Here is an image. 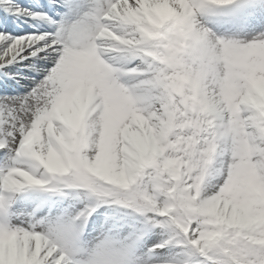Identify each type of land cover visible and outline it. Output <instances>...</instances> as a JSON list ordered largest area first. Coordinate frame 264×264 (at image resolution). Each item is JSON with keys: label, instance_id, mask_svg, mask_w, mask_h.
Returning <instances> with one entry per match:
<instances>
[{"label": "snow or ice", "instance_id": "snow-or-ice-1", "mask_svg": "<svg viewBox=\"0 0 264 264\" xmlns=\"http://www.w3.org/2000/svg\"><path fill=\"white\" fill-rule=\"evenodd\" d=\"M232 3L95 0L85 10L48 0V11H33L0 0V88L25 90L0 95V152L14 154L0 172V264H72L110 201L139 216V229L123 241L106 235L89 264H136L135 245L156 229L166 239L150 252L264 264V34L219 39L199 18ZM12 15L49 30L12 35ZM61 187L91 203L47 232L40 209L2 215L12 194L63 196Z\"/></svg>", "mask_w": 264, "mask_h": 264}, {"label": "rangeland", "instance_id": "rangeland-1", "mask_svg": "<svg viewBox=\"0 0 264 264\" xmlns=\"http://www.w3.org/2000/svg\"><path fill=\"white\" fill-rule=\"evenodd\" d=\"M33 4H39L38 0H30ZM9 3L13 5H19L18 0H9ZM231 12V18L227 16L226 13ZM225 15L223 12H219L216 14L210 15L225 18L228 21L230 26L239 24L240 27H237L235 30L244 31L245 29L251 28L253 25L261 24L264 22V0H243L242 3H239L232 10L226 11ZM71 16L74 14H70ZM17 18V16H14ZM209 17V16H208ZM78 18V17H77ZM22 22V23H20ZM220 25H226L225 20L220 22ZM14 30H22L23 27L33 28L27 20H16V23H13ZM233 38H229L228 40L244 42L251 39L243 37L241 35L231 36ZM15 93H17V90ZM23 88H19L20 95L24 93ZM0 95H14V94H0ZM14 163V154L13 155H5L3 152H0V172L6 173L8 168L12 166ZM215 181H211L214 183ZM61 191L64 193L63 196L54 195L50 193H44L40 190L31 189L29 194L24 195L22 202L19 205H16V194H12V196L8 200V207L5 212L2 214L5 218H10L13 215L19 216L20 219H27L28 214L31 213V210H28V207L34 209V201L38 203L40 207H44L47 211L43 212L42 210L36 213V219H43V224L41 228L47 232L49 222H55L59 218L63 217L65 220L67 217L73 215L77 210H70L66 207L67 204L74 205L76 209H79L84 203H91L87 199V194L83 189H67L61 187ZM58 207L57 210L54 211L55 214L51 211L52 207ZM24 207V208H23ZM109 207L107 212V216L99 217L97 221V225L93 232H89L83 235L76 247V250L69 253V259L72 264H89L92 259L93 253L96 251L97 246L104 239L106 235H111L117 241H123L124 237L128 235L133 230L139 229V221L140 217L133 214L130 210L124 209L119 205H114L109 202V205L103 206ZM53 210V209H52ZM12 223L19 224L20 220H12ZM109 223L110 225L104 229V224ZM114 224H119L122 227L113 228ZM134 225H137V229L134 228ZM111 229V231H110ZM40 230V229H38ZM166 237V232L161 231L160 229H156L155 231L148 232L145 234L141 244L138 242L133 249V259L136 261V264H140L138 261L140 260V254L151 253L149 251L150 248H146V244L155 243L162 241V238ZM143 250V251H141ZM143 252V253H141ZM161 249H157L156 253H160ZM176 256L174 257V261L170 260L169 254H166L168 262H180V261H188L189 264H194L196 257H190L185 254V250L175 247L173 250ZM158 264V263H156Z\"/></svg>", "mask_w": 264, "mask_h": 264}, {"label": "bare ground", "instance_id": "bare-ground-1", "mask_svg": "<svg viewBox=\"0 0 264 264\" xmlns=\"http://www.w3.org/2000/svg\"><path fill=\"white\" fill-rule=\"evenodd\" d=\"M239 1L240 0H234V3H232L231 5L234 6ZM81 2H82L81 5H84L85 6V10H87L88 7H91L94 4L95 0H75V3L80 4ZM217 7H224V6H217ZM25 8H31V6L25 7ZM38 9L39 10H43V11H48V9H47V7L45 5V1L42 0V2L40 3V7H38ZM58 19H60V17ZM75 19H77V16L75 14L72 15V16L69 14L68 16L65 17V22H66L67 25L71 26V24L73 23V21ZM31 23L34 25V29H35L34 33L38 34L39 32H43V31L49 30L48 26L46 24L40 23V22L35 21V20H31ZM203 26L206 27L207 29H209L210 32L213 34V36L215 38H219V39L228 40L230 38V36H227V35H231L233 33L232 31H223V32H221L219 30V28L216 25L212 24V23H207V24H205ZM243 33L252 34V35L249 36L250 39L256 38V37L260 36L261 34H264V22L261 23V24L253 25V27L249 28L246 31H243ZM12 35H15L14 32L12 33ZM26 35H29V34L24 33L23 35H20V36H26ZM113 55H116V54H113ZM3 79H4L3 77H0V83L3 82ZM8 87H9V91L8 92H4L3 89L0 88V94H12V93H15V92H13L14 89H17L19 86L15 85L13 81H8ZM16 95H20V92L17 91ZM30 191H31V189H28L26 194H29ZM23 195H24L23 192L22 193H16V196L18 198L22 197L16 203V205H19L22 202V199L24 198ZM58 197H60V195H58ZM73 206L74 205H70V204L66 205V207L68 209L76 210V207H73ZM34 207H36L34 209H40V211L42 210L43 212H45V210L47 211V209H45L44 207H40L38 205V203H36L35 201H34ZM52 209H51V211L53 212V214H55L54 211L57 210L58 207L53 206ZM28 210H31V212L33 211V209H31V207H28ZM37 212H39V211H37ZM107 215L108 214H107L106 209H104V208L98 209L97 213H95L93 215V217L89 220L88 228L85 230L84 233L90 232L91 231V227H93L94 230H95L96 225H97V220H98L99 216H103L104 217V216H107ZM109 225H110L109 223L104 224V229L107 228ZM134 228L137 229V225H134ZM133 231H137V230H133ZM163 239H165V238H162V240ZM141 242L142 241H140V244H141ZM156 243H158V242H155V243L152 242V243L146 244L145 246H147L146 248H150L151 249L154 246V244H156ZM174 248H175V246L166 247L164 249H161L160 253H156V251L155 252H151V253H146L145 252L144 254H140V260L138 262L140 264H153V263L165 264V262H168L166 254H169L170 260L174 261V257L173 256H176L175 253H173ZM141 251H143V250H141ZM143 252H141V253H143Z\"/></svg>", "mask_w": 264, "mask_h": 264}]
</instances>
